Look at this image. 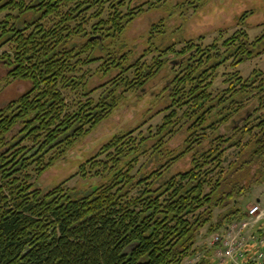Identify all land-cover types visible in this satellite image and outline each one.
Masks as SVG:
<instances>
[{
  "label": "trees",
  "instance_id": "obj_1",
  "mask_svg": "<svg viewBox=\"0 0 264 264\" xmlns=\"http://www.w3.org/2000/svg\"><path fill=\"white\" fill-rule=\"evenodd\" d=\"M106 1L111 10L104 20ZM125 1L0 0V12L11 6L19 11L16 16L7 13L0 22V47L9 43L12 48V60L5 52L1 55L7 60V75L30 83L27 91L0 108V264H184L198 253L195 243L202 228L207 234L223 232L247 216L238 197L264 179V116L236 125L230 134L196 135L180 152L167 151L166 163L140 175L131 173L138 160L136 141L129 133L115 135L79 165V176L104 179L82 195L66 189L64 182L46 190L29 182L26 170L32 164L39 175L51 167L109 115L117 104V91L142 87L167 63V52L174 51V43L165 47L168 50L147 48L131 63H126L127 53L94 55L103 49V40L122 33L132 20L130 12L121 10ZM96 3L97 21L89 32L85 23L71 26L76 18L83 22L81 12ZM49 16L58 18L51 25L41 21ZM77 37L86 40L77 42ZM263 38L249 41L240 29L222 43L231 44L227 56L219 54L215 44L185 45L176 52L180 70L166 88L171 100L167 108L185 105L181 117L198 124L205 122L206 113H217L215 123L222 124L242 106L237 105L240 100L258 98L264 107V78L254 86L257 72L244 79L232 73L224 96L212 97L209 91L223 61L233 58L234 67L251 59ZM154 49L162 53L147 65L141 58ZM94 61H101L98 71L114 68L118 73L97 100L88 97L70 109L63 91L82 87L89 96L95 88L86 90L84 74L77 73ZM132 68L135 77L128 79L126 72ZM224 110L229 115H220ZM176 117L174 108L163 117L152 145L155 152L173 133ZM215 123L210 128L215 130ZM238 131L240 136L234 138ZM246 133L249 139L241 143ZM196 139L211 146L192 149L189 144ZM26 140L30 146L23 143ZM232 146H239L240 155L224 171L221 158ZM183 159L187 167L172 171ZM249 170L252 181L246 185ZM216 208L222 211L215 214ZM210 248L209 252L216 249ZM208 262L202 256L196 264Z\"/></svg>",
  "mask_w": 264,
  "mask_h": 264
},
{
  "label": "rangeland",
  "instance_id": "obj_2",
  "mask_svg": "<svg viewBox=\"0 0 264 264\" xmlns=\"http://www.w3.org/2000/svg\"><path fill=\"white\" fill-rule=\"evenodd\" d=\"M24 1L29 3L31 0ZM109 4L110 2L107 1L104 4V12L102 14V19L104 20L107 19L111 10L108 6ZM98 6L99 4L96 3L92 8L83 10L81 15L85 16V20L81 22L76 18L70 22L71 26H74L75 23H85L83 26L89 32L92 24L97 21L93 13ZM67 8V6L63 7V11ZM121 10L123 14L130 12L133 15L132 20L128 22L122 33L111 39L103 40V49H98L94 55L102 56L107 51L116 52V55L127 53L126 63H131L147 48L158 47L162 50H168L165 47L174 43V51L167 52L165 56L168 60L167 63L164 64L154 78L146 82L142 87L122 93L120 90L117 91V104L109 115L91 128L51 167L39 175L33 170L32 167L34 165L32 164L26 172L30 175L29 182L34 187L46 190L64 182L66 189L82 195L99 185L104 181L103 178L95 176L83 178L76 173L81 163L93 156L103 143L115 135L129 133L128 135L136 141L139 151L136 153L138 160L134 164L131 173L140 175V173H147L151 169L166 163L168 154L173 155L183 150L188 144V140L196 137V135L198 137V135L204 133L213 137L216 133L230 134L236 125L239 126L244 122L243 118H235L236 120L233 124H226L228 121L216 124L219 114L215 113L216 116H214L208 112L206 113L205 122L198 124L192 118L181 117L186 108L185 105L181 107L175 106L173 108L177 117L173 118L176 122L173 125V133L164 137V145L160 147V152L157 153L152 148L156 141L155 137L157 136L155 133L158 126L163 123V117L173 109L167 108L171 100L168 96L169 91L166 88L169 86L174 74L180 70V66L176 64V61H178L177 57H179L176 52L185 48V45H198L203 48L215 44V49L218 50L219 54L227 56L229 54L227 47L231 46V44L225 46L222 43L240 29L246 33L249 41H254L262 35L264 36V0H127ZM7 13L16 16L19 11L16 7L11 6L7 10L0 12V22L4 20ZM57 18L49 16L41 21L51 25ZM92 35L95 34L92 33ZM74 40L84 42L86 38L77 37ZM162 50L157 51L154 49L142 56L141 60L147 65H151L162 53ZM256 51L258 53L251 59L234 67L230 65L233 58L223 61L219 65L216 70V77L209 88L212 97L226 95L223 94V91L228 87L229 81L227 79L234 72H238L243 79L252 77L257 72L258 78L254 82V86L259 84L260 79L264 78V38L254 50V52ZM4 52L9 54L12 60L11 44L7 43L0 47V108H4L9 101L14 100L30 87L27 79L8 77L9 67L6 64L7 60H2L3 58H1ZM100 63L101 61L91 62L83 66L77 73V75L84 74L86 90L95 88L89 96L84 95L85 90L82 87L76 91L69 89L63 91L70 109H74L80 100L84 101L88 97L97 100L101 96L102 91L110 85L107 81L118 73V70L114 68L103 72L98 71ZM133 71L134 69L132 68L126 72L128 79L135 77ZM105 82L107 83L106 86H101ZM99 86L101 87L99 88ZM246 103L248 102L240 100L237 105L242 104L243 106ZM232 107L227 112H230ZM218 110L219 108L215 112ZM227 112L224 110L220 115H226L228 114ZM230 117H232L231 114ZM211 123H215V130L212 127L210 128ZM257 131L258 128H254L253 133ZM239 136L240 132L238 131L234 138ZM248 139L249 135L246 133V135L242 136L241 143H245ZM141 140H144L143 144L139 143ZM197 141L196 139L189 144L192 149H208L211 146L208 142L202 141L198 143ZM23 143L27 146L31 145V142L27 140ZM144 150L146 151L144 152ZM239 150V146L225 148L221 158V165L224 171H227L231 163L239 157ZM167 151H169L168 154ZM103 157L104 154L100 156V158ZM184 162V159L178 161L172 171L186 168L187 166ZM247 173L244 175V178L247 176L244 180L246 185H248V181H252L253 170H249ZM238 199L241 201L242 208L245 211L248 206L255 202H259L264 208V179L261 183H252L249 192L239 196ZM221 211L222 209L216 208L215 214ZM245 220L243 219V221ZM263 228L264 220L254 224L253 230L250 232L253 231L254 234L262 235L264 234ZM247 231L244 232L243 230L242 234L244 236L247 235L249 233ZM218 232L220 233L221 231ZM210 236L211 234H207L205 228L201 229L195 243L199 251L194 257L184 259V264H196L202 256L206 257L209 264H218V258L214 254L215 249L209 252L211 248L207 241ZM262 249L264 250V246ZM221 264L233 263L224 261Z\"/></svg>",
  "mask_w": 264,
  "mask_h": 264
},
{
  "label": "built area",
  "instance_id": "obj_3",
  "mask_svg": "<svg viewBox=\"0 0 264 264\" xmlns=\"http://www.w3.org/2000/svg\"><path fill=\"white\" fill-rule=\"evenodd\" d=\"M246 212L245 221L234 222L225 231L214 232L209 237L207 243L216 248L214 254L218 264L224 261L233 264H264V234L250 232L254 224L264 220V208L255 202L247 207ZM243 230L249 233L244 236Z\"/></svg>",
  "mask_w": 264,
  "mask_h": 264
},
{
  "label": "flooded vegetation",
  "instance_id": "obj_4",
  "mask_svg": "<svg viewBox=\"0 0 264 264\" xmlns=\"http://www.w3.org/2000/svg\"><path fill=\"white\" fill-rule=\"evenodd\" d=\"M245 101H247L248 103L233 111L232 117L228 120V123L226 124H233L236 120L235 118H243L244 122L249 121L250 123L251 121L254 122L256 118L259 119L260 117L264 116V107H260V99L253 97Z\"/></svg>",
  "mask_w": 264,
  "mask_h": 264
},
{
  "label": "crops",
  "instance_id": "obj_5",
  "mask_svg": "<svg viewBox=\"0 0 264 264\" xmlns=\"http://www.w3.org/2000/svg\"><path fill=\"white\" fill-rule=\"evenodd\" d=\"M257 201H259V199H257Z\"/></svg>",
  "mask_w": 264,
  "mask_h": 264
}]
</instances>
